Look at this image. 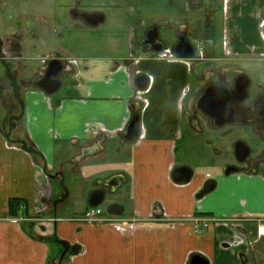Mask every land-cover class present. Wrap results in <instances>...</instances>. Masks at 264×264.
Returning a JSON list of instances; mask_svg holds the SVG:
<instances>
[{
    "label": "crops",
    "instance_id": "obj_1",
    "mask_svg": "<svg viewBox=\"0 0 264 264\" xmlns=\"http://www.w3.org/2000/svg\"><path fill=\"white\" fill-rule=\"evenodd\" d=\"M72 1L33 4L22 18L15 7L18 20L0 37V264H189L193 255L264 264V167H253L262 159L225 174L232 162L207 158L234 154L237 140L251 151L230 135L254 125H217L197 105L208 87H232L240 75L264 94L236 65L264 60V0H184L191 20L144 0ZM88 13L103 19L91 25ZM153 27L162 50L182 35L193 57H159L142 43ZM51 57L62 69L48 94L35 81ZM135 117L137 134L125 141ZM189 152L203 156L191 163ZM179 167L191 170L187 181L174 179ZM117 175L115 189L103 184ZM96 190L105 220L83 221Z\"/></svg>",
    "mask_w": 264,
    "mask_h": 264
},
{
    "label": "water",
    "instance_id": "obj_2",
    "mask_svg": "<svg viewBox=\"0 0 264 264\" xmlns=\"http://www.w3.org/2000/svg\"><path fill=\"white\" fill-rule=\"evenodd\" d=\"M85 20L91 24H97L103 19V15L100 13H88L83 14ZM143 44L147 45L150 49L159 51L162 49L163 43L158 40V31L157 28L153 27L151 30L147 31L145 39L142 41ZM174 53L179 58H192L193 57V48L190 43L182 36L179 35L178 41L173 47ZM62 69V63L59 59L51 57L47 61V66L45 67L43 76L35 81V85L44 91L45 93L51 94L57 91L60 86V81L55 76ZM147 77L144 75H139L136 77V86L138 88H144L147 85ZM250 80L245 75H240L235 80V86L233 89L229 90L224 87L211 85L208 87L203 95L198 99L197 105L202 112L208 114L214 119L215 124L222 125L227 122L233 121V119H227L224 117V112L226 109L227 102L230 99H234L236 96L237 102L243 100L247 93V87L249 86ZM135 120L133 118L123 135L125 141H131L137 134L135 129ZM250 153L248 145L243 140H237L234 143V156L235 159L239 162H243ZM237 169L232 166L225 168L224 173L228 174L230 172L236 171ZM191 176V170L188 167H179L175 169L173 177L177 181H187ZM122 181V177L117 175L113 176L106 181H103V184H107L111 189H115ZM104 192L102 190L94 191L89 197L88 204L90 206H97L103 202ZM189 264H207V261L200 255H193L191 257Z\"/></svg>",
    "mask_w": 264,
    "mask_h": 264
},
{
    "label": "rangeland",
    "instance_id": "obj_3",
    "mask_svg": "<svg viewBox=\"0 0 264 264\" xmlns=\"http://www.w3.org/2000/svg\"><path fill=\"white\" fill-rule=\"evenodd\" d=\"M43 1H46V0H0V37L2 36L4 38L7 37L9 35L10 30L12 29V25H11L13 24L12 22H16L18 20L17 17H15L13 20L9 17V13L11 9L15 7H19V10H18V14L20 15L19 18H22V17H25L22 13L23 10H26V11H29L30 9L32 10L33 4L45 6L47 5L46 3L49 0H47V2L45 3H43ZM129 1H134V0H129ZM144 1H147V3H150L152 5L155 4L153 7L156 6V12L159 7L161 9L160 12L164 14L166 18H169L168 16H173L175 19L186 20L188 16V20L193 19L190 16L191 13H189L188 8H187V11L186 9L183 10L184 0H144ZM214 1L217 2V0H214ZM171 9H174L173 13L171 12ZM197 18L194 17L195 25H196L195 27L199 28L200 20H197ZM27 19H31V17H27ZM32 20L33 19H31V21ZM33 31L35 32L36 29H33ZM45 49L40 47L37 49V52H43V50L45 51ZM225 59L226 60H222V62H227L228 64V62L230 61L228 60V58H225ZM236 65L240 67L241 69L246 70L248 72V75L251 78L253 83H257V82H260L262 84L264 83V60L262 59L258 60V58L244 59V60H241L240 62L238 61ZM5 75L6 74L4 73V71H2V73L0 72V81L3 82L5 80L3 79ZM21 75L20 73L18 74V76H21ZM251 90H252L251 98L256 97V95H258L259 93L256 86H254ZM4 94L2 98L3 100L8 98V96L6 95L7 93L5 95ZM8 94L10 93L8 92ZM3 110H5V108H3ZM9 110H10L9 107L6 108L7 113L10 112ZM1 113L2 115L5 114L3 111ZM253 127H256V126L254 125ZM253 127L252 129H250L249 126L248 128L246 126L239 127L238 130L236 129L235 132H233L230 135V138H233L234 136H241L243 139H246L250 142L252 150L250 151L249 157L247 158L245 163L250 164V165L251 163L256 164L260 159H262V161H259L260 165L259 164L257 166L252 165L253 167H257L260 169L264 167V132L258 131L257 128L253 129ZM179 156L181 157L182 155H179ZM201 156L203 155L202 154L198 155L196 153L195 154L190 153L189 155H185L184 157H186L191 163H197L202 158ZM208 156L209 155H207V158L210 160L211 163H223L226 161L232 162V163L234 162V159H233L234 154L229 152V150H222L220 153H218V155L216 154V156L215 155L211 157H208ZM99 164L101 167L102 166L101 162H99ZM105 205H106V200H104L101 203V206H105Z\"/></svg>",
    "mask_w": 264,
    "mask_h": 264
},
{
    "label": "flooded vegetation",
    "instance_id": "obj_4",
    "mask_svg": "<svg viewBox=\"0 0 264 264\" xmlns=\"http://www.w3.org/2000/svg\"><path fill=\"white\" fill-rule=\"evenodd\" d=\"M122 1H128V0H122ZM72 2L73 4H76L79 3L80 0H73ZM73 14L77 15V12L73 11ZM151 29H148V31ZM234 86L235 84L227 89L231 90L234 88ZM251 91L252 90L248 86L247 93L243 98V100H241L240 102H237L236 100L238 96H236L234 99H230L227 102L226 109L224 112V117L227 119H233V121H231L232 123L239 120L248 121L251 123V125H255L258 131L264 132V94H258L256 95V97L251 98L252 97ZM229 123L230 122L224 124H229ZM248 157L249 155L247 156V158ZM247 158L243 162H239L235 159V156H233L234 162L229 164L228 166H232L238 169L242 163H245Z\"/></svg>",
    "mask_w": 264,
    "mask_h": 264
},
{
    "label": "built area",
    "instance_id": "obj_5",
    "mask_svg": "<svg viewBox=\"0 0 264 264\" xmlns=\"http://www.w3.org/2000/svg\"><path fill=\"white\" fill-rule=\"evenodd\" d=\"M201 54L202 50H199V55ZM158 56L164 59H174L177 57L173 51L167 49L159 50ZM81 219L86 222H98L100 220H105L103 219V210L99 205L88 206ZM195 228H197V225H195ZM257 231L259 234H264V217L258 220Z\"/></svg>",
    "mask_w": 264,
    "mask_h": 264
},
{
    "label": "trees",
    "instance_id": "obj_6",
    "mask_svg": "<svg viewBox=\"0 0 264 264\" xmlns=\"http://www.w3.org/2000/svg\"><path fill=\"white\" fill-rule=\"evenodd\" d=\"M16 200H18V199H14V198H13V199H11V200L9 201V202H10L9 204H10V210H11V212H13V206H14V203H15Z\"/></svg>",
    "mask_w": 264,
    "mask_h": 264
},
{
    "label": "bare ground",
    "instance_id": "obj_7",
    "mask_svg": "<svg viewBox=\"0 0 264 264\" xmlns=\"http://www.w3.org/2000/svg\"><path fill=\"white\" fill-rule=\"evenodd\" d=\"M194 54V53H193Z\"/></svg>",
    "mask_w": 264,
    "mask_h": 264
}]
</instances>
